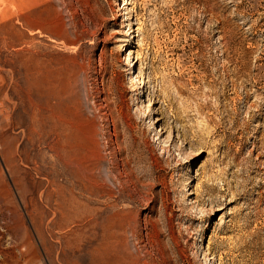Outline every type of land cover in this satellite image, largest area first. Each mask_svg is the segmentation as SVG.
<instances>
[{"label": "rangeland", "instance_id": "374dc122", "mask_svg": "<svg viewBox=\"0 0 264 264\" xmlns=\"http://www.w3.org/2000/svg\"><path fill=\"white\" fill-rule=\"evenodd\" d=\"M123 1L0 0V264H264V0Z\"/></svg>", "mask_w": 264, "mask_h": 264}, {"label": "bare ground", "instance_id": "6f19581e", "mask_svg": "<svg viewBox=\"0 0 264 264\" xmlns=\"http://www.w3.org/2000/svg\"><path fill=\"white\" fill-rule=\"evenodd\" d=\"M123 5H124V7L125 6H127V7H129V5H130V2H128V0H124L123 1ZM0 145H2L1 143H0ZM1 153H2V156H6L7 154L5 153V150H4V148H2V151H1ZM6 154V155H5ZM4 158V157H3ZM6 158H7V156H6ZM5 158V159H6ZM9 159V158H8ZM5 163H7V162H5ZM9 163V162H8ZM8 165V164H7ZM8 167H9V165H8ZM215 201H216V199H215ZM217 202V201H216ZM6 253V252H5ZM22 257V256H21ZM18 262H19V260H18ZM21 263V262H20ZM19 263V264H20Z\"/></svg>", "mask_w": 264, "mask_h": 264}]
</instances>
